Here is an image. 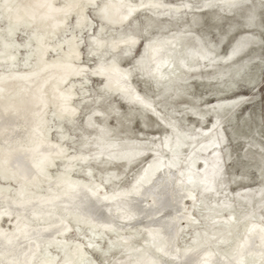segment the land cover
Returning <instances> with one entry per match:
<instances>
[{
	"label": "water",
	"instance_id": "95a60500",
	"mask_svg": "<svg viewBox=\"0 0 264 264\" xmlns=\"http://www.w3.org/2000/svg\"><path fill=\"white\" fill-rule=\"evenodd\" d=\"M0 264H264V0H0Z\"/></svg>",
	"mask_w": 264,
	"mask_h": 264
}]
</instances>
